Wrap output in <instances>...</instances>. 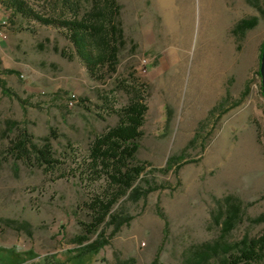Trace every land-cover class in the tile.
Masks as SVG:
<instances>
[{
  "label": "rangeland",
  "instance_id": "374dc122",
  "mask_svg": "<svg viewBox=\"0 0 264 264\" xmlns=\"http://www.w3.org/2000/svg\"><path fill=\"white\" fill-rule=\"evenodd\" d=\"M22 1L28 12L56 17L73 15L75 3L81 14L92 4ZM98 1L122 27L125 45L116 66L91 73L66 28L14 13L0 0V38L13 48L0 53V78L16 93L0 86V264H119L129 257L152 264L156 255L155 264H264V222L252 221L264 212V16L247 0ZM254 15V28L235 32ZM133 96L146 105L138 151L145 180L138 182L154 189L139 201L122 197L115 208L133 215L131 222L97 253L74 257L75 237L91 219L86 202L107 187L88 176L90 144L119 123ZM24 132L38 145L51 136L53 166L13 152ZM228 196L240 214L224 235ZM246 235L257 241L253 254L222 251L197 263L207 245Z\"/></svg>",
  "mask_w": 264,
  "mask_h": 264
},
{
  "label": "trees",
  "instance_id": "16d2710c",
  "mask_svg": "<svg viewBox=\"0 0 264 264\" xmlns=\"http://www.w3.org/2000/svg\"><path fill=\"white\" fill-rule=\"evenodd\" d=\"M91 1L90 10L84 14H81L80 6L75 3L71 6L73 15L60 17L45 15L33 10L28 12L22 0H4V3L14 13H27L41 23L66 28L68 37L74 45L75 54L85 63L91 73H96L105 66H116L125 40L122 27L114 16L112 19L110 17L111 11L102 7L98 0ZM247 2L258 10L261 16H264V0H247ZM259 20V15L244 18L238 23L235 32L245 34L249 29L254 28ZM2 71L7 74L13 73L14 69L5 68ZM0 86L5 94L16 96L4 79L0 78ZM135 98L133 96L130 102L120 109L119 123L96 135L90 144L89 154L85 161L88 176L93 180L104 178L107 187L104 191L94 194L86 202L85 207L91 211V219L88 222H82L84 231L75 237L78 246L70 249L74 252V257H81L90 252L97 253L109 243L110 236L115 235L123 225L131 222L133 215L126 213L122 206L115 208L122 197L126 196L129 200L139 201L154 189L153 187L142 189L138 182L145 180L143 172L146 167L138 158V151L142 138L140 127L143 124L146 105ZM42 140L44 143L38 145L28 133L24 132L19 139L13 141V152L15 151L25 159L34 157L42 166L46 164L53 166L58 159H55L54 151L51 149V136L42 137ZM175 159L176 157H172L168 160L167 168L173 165ZM226 202V218L222 227L224 235L234 228L240 214V206L232 202L231 196L226 198ZM252 221L264 222V212ZM109 227H112V231L107 234ZM14 228L18 229L20 226L16 225ZM28 233L31 234L29 230ZM256 242L248 235L241 241L233 243L217 241L198 252L197 263H203L222 251L228 253L237 250L246 257L255 252ZM260 250L264 257V245L260 247ZM158 259L159 255H156L152 264H155ZM27 261L28 259H25L16 264H26ZM119 264H136V258L129 257L119 261Z\"/></svg>",
  "mask_w": 264,
  "mask_h": 264
},
{
  "label": "crops",
  "instance_id": "0c3cea01",
  "mask_svg": "<svg viewBox=\"0 0 264 264\" xmlns=\"http://www.w3.org/2000/svg\"><path fill=\"white\" fill-rule=\"evenodd\" d=\"M4 12L0 9V22L4 21ZM12 48L6 39L0 38V53H7L6 50ZM13 49V48H12Z\"/></svg>",
  "mask_w": 264,
  "mask_h": 264
},
{
  "label": "water",
  "instance_id": "95a60500",
  "mask_svg": "<svg viewBox=\"0 0 264 264\" xmlns=\"http://www.w3.org/2000/svg\"><path fill=\"white\" fill-rule=\"evenodd\" d=\"M260 75H261L262 93L264 95V46L262 48V53L260 58Z\"/></svg>",
  "mask_w": 264,
  "mask_h": 264
},
{
  "label": "built area",
  "instance_id": "2783aa9c",
  "mask_svg": "<svg viewBox=\"0 0 264 264\" xmlns=\"http://www.w3.org/2000/svg\"><path fill=\"white\" fill-rule=\"evenodd\" d=\"M1 23L5 25L6 24V21L5 20L4 21H1ZM0 35L5 36V35H3V32L1 30H0Z\"/></svg>",
  "mask_w": 264,
  "mask_h": 264
},
{
  "label": "bare ground",
  "instance_id": "6f19581e",
  "mask_svg": "<svg viewBox=\"0 0 264 264\" xmlns=\"http://www.w3.org/2000/svg\"><path fill=\"white\" fill-rule=\"evenodd\" d=\"M163 1H165V2H170V0H163ZM172 1V0H171Z\"/></svg>",
  "mask_w": 264,
  "mask_h": 264
}]
</instances>
